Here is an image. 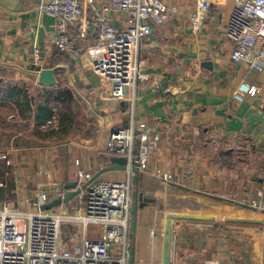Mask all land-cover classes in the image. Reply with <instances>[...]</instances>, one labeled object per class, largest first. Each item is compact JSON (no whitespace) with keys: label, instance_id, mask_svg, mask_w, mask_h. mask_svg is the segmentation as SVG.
Wrapping results in <instances>:
<instances>
[{"label":"crops","instance_id":"crops-1","mask_svg":"<svg viewBox=\"0 0 264 264\" xmlns=\"http://www.w3.org/2000/svg\"><path fill=\"white\" fill-rule=\"evenodd\" d=\"M161 1L177 7L178 16L142 40L137 60L146 78L124 99H116L97 71L106 51L96 45L97 38L90 35L76 54L58 51L52 44L57 20L38 14L39 1L0 0V79L22 84L31 94L67 88L74 95L61 103L71 121L61 129L55 123L56 133L48 137L33 135V113L23 119L15 106L0 105V117L11 126L7 130L16 133L8 137L10 146L0 147L10 159L15 200L0 203L33 210L38 190L52 199L72 190L65 185L69 182L79 187V170L94 176L118 156L106 147L112 130L145 121L159 135L150 167L173 174L174 181L139 172L135 186L127 170L99 176L131 178L132 193L153 199L138 202L136 228L129 231L133 264H162L169 212L209 217L173 221L171 264H264V210L249 204L253 199L264 203V70L230 58L226 28L232 0H208L210 10L199 29L191 21L197 0ZM85 14L90 17L91 10ZM111 17L116 26L126 25L123 13ZM34 45L41 49L38 64L32 59ZM43 68H54L56 85L38 82ZM241 81L255 85L257 92L236 99ZM0 133L5 136L1 125ZM79 203L77 195L61 205L74 211Z\"/></svg>","mask_w":264,"mask_h":264},{"label":"built area","instance_id":"built-area-1","mask_svg":"<svg viewBox=\"0 0 264 264\" xmlns=\"http://www.w3.org/2000/svg\"><path fill=\"white\" fill-rule=\"evenodd\" d=\"M39 15L57 20L52 36L56 50L74 54L89 32L97 44L105 48L97 71L108 84L111 95L124 99L129 88H135L146 76L137 60L144 38L152 35L155 26H163L178 16L177 7L161 0H38ZM233 9L227 22V36L232 43L230 58L234 64L247 63L253 70H264V0H232ZM91 16L87 17V10ZM208 0H197L191 13L192 26L199 29L209 13ZM123 13L126 25L116 26L111 14ZM75 29V35L70 32ZM33 62L41 59L39 46L33 47ZM257 87L241 81L234 97L243 100L255 94ZM159 144L154 126L140 121L130 127L112 130L107 151L127 159L132 168L163 181H174L173 174L150 167L151 156ZM6 153L0 159H8ZM10 164L9 161H7ZM47 173V172H46ZM79 205L74 211L56 213L42 210L50 199L47 191H37L34 208H21L10 202L0 203V264H128L130 258L129 231L132 205L131 178L127 181L95 179L79 170ZM1 184V183H0ZM66 193H59L63 197ZM258 198L262 192H258ZM264 210V203L252 200ZM27 203V202H26ZM30 203V202H28ZM82 226L80 232L63 237L62 225ZM101 226V230L90 226ZM264 234V229H263Z\"/></svg>","mask_w":264,"mask_h":264},{"label":"trees","instance_id":"trees-1","mask_svg":"<svg viewBox=\"0 0 264 264\" xmlns=\"http://www.w3.org/2000/svg\"><path fill=\"white\" fill-rule=\"evenodd\" d=\"M72 34L75 35L76 33L73 31ZM90 35H92L93 37ZM91 37L93 39L96 38V36L92 32H89L85 40L79 43L77 51L74 54L80 51L83 43L88 42V40H90L89 38ZM73 98V93L67 88H60L50 92H45L44 89H42L41 91L40 89H34L33 94H31L30 88L27 89L22 84H14L13 82H7L3 79H0V105H2V107L9 106L10 109L15 106L19 109L18 113L23 119L26 118L27 113H33V121L35 123L33 128L34 136H54L56 133V128L51 127L53 125L55 126V123H57V126L60 129L63 126H66L67 122L71 121V119L67 115V113L63 114L61 103L72 101ZM6 120L7 118L2 119L0 117L1 129L3 128V132L5 135L3 137H0V139H8V137L11 138L16 134L11 130H7L9 129L10 124H8ZM17 125L23 126L19 122H17ZM45 127L48 128L46 130H42ZM109 154L111 155V153ZM7 161L9 160H0V183H3L2 185H0V202H3L4 200L9 201L14 198L13 174L11 172V166L7 164ZM137 183L139 184V178L137 180Z\"/></svg>","mask_w":264,"mask_h":264},{"label":"water","instance_id":"water-1","mask_svg":"<svg viewBox=\"0 0 264 264\" xmlns=\"http://www.w3.org/2000/svg\"><path fill=\"white\" fill-rule=\"evenodd\" d=\"M38 82L42 85L46 86H54L57 84V79L55 75L54 68H43L38 73ZM112 164L109 166H105L98 170V172L92 177L90 180L93 181L99 176L105 172L108 171H123V170H129L127 166V159L123 156H113L111 158ZM131 172L133 173V183L135 186H137V180H138V174L139 170L137 168H132ZM66 187L72 188V190H69L63 197H54L51 200H49L47 203H45L41 209L42 210H51L57 206H60L62 203H67L73 198H75L79 193L81 188L77 187V182H69V184H65ZM61 186V184L59 185ZM76 188V189H75ZM142 200H150L153 201L152 198L145 197L142 192H139L138 190H134L132 193V205H131V221H130V231L134 233L136 228V221H137V209H138V202ZM209 218L208 216L199 215V214H184L179 212H169L166 216V224H165V230H164V255H163V262L162 264H171V247H172V225L174 220H205ZM214 218V217H211ZM231 222H238V223H249L251 221H254L252 219H244V218H229L228 219ZM134 260V251L131 248L130 250V258L128 263L133 264Z\"/></svg>","mask_w":264,"mask_h":264},{"label":"rangeland","instance_id":"rangeland-1","mask_svg":"<svg viewBox=\"0 0 264 264\" xmlns=\"http://www.w3.org/2000/svg\"><path fill=\"white\" fill-rule=\"evenodd\" d=\"M38 1V0H37ZM3 119V118H2ZM8 120H10V119H8ZM19 127V126H18ZM10 128H11V126H10ZM8 142H10V141H8V139L7 138H1L0 139V147H7V146H10L11 144L10 143H8ZM0 151H1V149H0ZM1 153H2V151H1ZM0 153V157L2 156V155H4L5 153L3 152V154H1ZM7 155V154H6ZM8 156V155H7ZM8 159H9V156H8ZM0 160H4V159H0ZM10 160V159H9ZM230 163H231V165H235L236 163L235 162H233L232 163V161H231V159H230V161H229ZM261 165H262V171L264 172V161H261ZM228 168H230V166L228 167ZM232 169V168H231ZM231 195V194H230ZM230 195L229 196H227V198L228 199H234L235 200V198H233V197H230ZM12 200H15V199H12ZM251 201V202H250ZM248 203L250 204V205H252V206H254L253 205V202H252V200H250ZM230 203H232L231 201H230ZM255 207V206H254ZM33 211L34 212H37L38 211V209L37 208H33ZM52 211H54V212H56V213H66V212H68V210L65 208V206H63V205H60V206H57V207H55V208H53L52 209ZM100 229L101 230V226L100 225H98V227H95V226H90L89 227V229L90 230H92V229ZM76 230H79L80 232L83 230V227L82 226H78V227H76L75 225H73V224H71V225H69V224H66V223H64L63 225H62V231H63V237L64 238H67V239H69L70 238V233H72V232H76Z\"/></svg>","mask_w":264,"mask_h":264}]
</instances>
